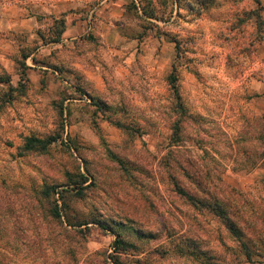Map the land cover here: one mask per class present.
<instances>
[{
    "label": "rangeland",
    "instance_id": "1",
    "mask_svg": "<svg viewBox=\"0 0 264 264\" xmlns=\"http://www.w3.org/2000/svg\"><path fill=\"white\" fill-rule=\"evenodd\" d=\"M97 1L0 2V264H264V0Z\"/></svg>",
    "mask_w": 264,
    "mask_h": 264
},
{
    "label": "trees",
    "instance_id": "2",
    "mask_svg": "<svg viewBox=\"0 0 264 264\" xmlns=\"http://www.w3.org/2000/svg\"><path fill=\"white\" fill-rule=\"evenodd\" d=\"M170 77V81L171 83H174L175 80V74L171 71L169 74ZM174 92L177 95V90L174 88ZM180 126H179V121L176 120V122H174L173 125V132L171 134V148L167 151V161H170V159H173V164H176L180 169H182V171L186 174V175H192L189 170L187 169V166H183L184 164L181 162H179V159L177 158V156H175V148L173 146H177L180 141V133L179 130ZM51 141V139L49 138H42L36 135H29L27 136V138L25 139L24 142V147L27 149H31L33 147H44L47 143H49ZM189 162V158L186 159ZM170 175L171 172H169ZM173 179V183H174V187L176 189V191L186 197V199L192 203L193 205L197 206V207H205L208 208L210 210L215 209L218 212V215L221 217L222 221L225 223L226 227L230 230L231 234L234 235L235 237H237L239 240H241L242 245L244 246L246 252L245 255L247 256V258H250V253L251 251L249 250V242L251 241H255L257 239H262V237L260 238V232L259 231H255V232H248L245 230V228L239 224L236 219H234L229 213L228 210L226 208V203L222 200L219 199L218 196L214 195L213 193H211V191H209L206 186L202 185V182H200V180L198 178H195V184L198 187V189H200L202 192H204L205 194H198L197 192H192L190 191L188 188L184 187L180 181L176 178H172ZM54 188H56V186H53L51 188V186L46 185L43 189L42 192L44 195H47L49 193V191L51 192L52 190H54ZM58 193V190H55V193ZM61 196H63V194H60ZM52 215L56 218H60L61 217V213H60V209L57 206V202H55L53 204V206L50 209ZM78 224H82L78 222ZM250 224V223H249ZM253 226L251 225L252 228H256L254 223ZM117 242V244H121L123 246V244H128L125 240H123L122 238L116 236L115 241ZM254 243V242H253ZM115 247H118L115 245Z\"/></svg>",
    "mask_w": 264,
    "mask_h": 264
},
{
    "label": "crops",
    "instance_id": "3",
    "mask_svg": "<svg viewBox=\"0 0 264 264\" xmlns=\"http://www.w3.org/2000/svg\"><path fill=\"white\" fill-rule=\"evenodd\" d=\"M107 0H98L95 4H93L92 5V7L90 8V10L89 11H95L96 13H98V15H100V13H102V8H101V6H102V4H104L105 2H106ZM112 1V0H111ZM0 2H1V0H0ZM70 2V1H69ZM72 2H74V3H78L79 5H85V0H76V1H73L72 0ZM71 3V2H70ZM32 16V19H34V20H36V16H34V15H31ZM69 16H67V18H68ZM97 18H98V16H96ZM0 18H1V15H0ZM80 19V18H79ZM63 20H65V19H63ZM92 27V26H91ZM70 28L67 26H63V28H62V32H66V31H68Z\"/></svg>",
    "mask_w": 264,
    "mask_h": 264
}]
</instances>
